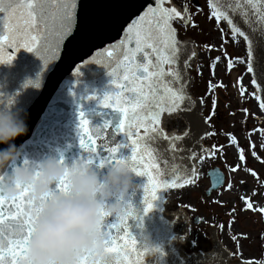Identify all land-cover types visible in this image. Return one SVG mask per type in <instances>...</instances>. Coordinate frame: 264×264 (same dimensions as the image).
Returning a JSON list of instances; mask_svg holds the SVG:
<instances>
[{
	"label": "snow or ice",
	"instance_id": "obj_1",
	"mask_svg": "<svg viewBox=\"0 0 264 264\" xmlns=\"http://www.w3.org/2000/svg\"><path fill=\"white\" fill-rule=\"evenodd\" d=\"M85 5L86 10L80 14L77 12V0H0V64H10L15 58V53L24 49L33 52L46 65L49 59L55 57L59 45L76 39L77 33H103L112 29L117 31L123 29L124 37L119 45L113 46L112 51L104 49L108 56L118 52L117 66L123 71L116 75L113 82H119L121 76L124 81L119 90L111 89L103 95L102 100H99L105 110L103 116H108L110 119H105L102 126H94L90 134V122L85 113L78 110L77 116V135L82 150L79 160L97 171H102L106 166L125 163L137 177H147L146 183L142 186L143 210L142 213L137 211L134 217V227L140 229L136 236L128 231L130 225L117 229L116 234H113L110 230L117 228V225L109 223L105 214L102 227L105 250L119 257L122 249L136 250L133 246L143 232V214L153 209L154 202L158 198L160 201L163 200L160 193L166 189L194 185L197 178L193 166L183 167L175 163L172 165L171 176L167 173L161 176L158 151L151 145L152 141L163 137L164 140L170 141L164 151L170 152L173 160L177 159L174 142L180 137L169 138L164 135L159 128L161 112L172 113L179 110L192 114L191 120L196 124L200 122L201 113L193 111L195 102L186 93V88L191 82L187 70L196 52L179 38L180 29L196 25L188 14L187 7L180 10L172 0H155L154 4H149L147 8H144L140 0H124L119 12H96L91 10L89 3ZM208 6L209 19L214 18L217 24L221 20L225 21L233 39L235 40L237 36L242 37L246 47V61L242 58L229 57L225 53L223 57L217 56L209 63L210 74L215 76L216 65L222 60L226 61V70L231 71L233 59H240L242 63H246V72L252 74V85L259 88L256 77L264 76V0H208ZM141 8H144L141 14L128 23V20ZM237 15L249 31L243 30L237 24L234 19ZM125 24L127 27H124ZM174 25H179V28ZM221 34L223 35L222 30ZM5 48L8 49L6 55ZM141 53L142 55L138 56ZM181 55L184 56L183 72L177 67ZM164 65L168 66L167 70ZM79 74L78 68L74 75L79 76ZM198 74H200L199 69ZM241 80L242 77H238L235 84L239 85L237 91L243 102L246 90L240 83ZM35 86H38V81ZM227 87L228 85L223 81L208 82L209 93L217 88L226 90ZM216 103L217 101L212 99L213 114ZM200 104H203V99L200 100ZM260 108L264 110V102L260 103ZM107 109H111V112L106 111ZM241 111L246 115L248 113L247 109ZM125 117L128 121L127 130H125ZM109 127L108 140H105L101 134ZM133 128L136 129L135 132L132 131ZM141 128H143V136L139 133ZM117 133L123 135L119 141L116 140ZM204 135L209 133L205 132ZM185 136L190 138L191 133L186 132ZM228 139L230 144H236L235 137L231 134H228ZM184 151H187L188 155L179 156L180 160L204 159L203 155L198 156L195 151ZM238 152L239 162L231 168L232 172H236L240 165L246 162L244 150L238 148ZM252 155L255 156V153L253 152ZM58 163L65 164L62 156ZM21 166L31 168L37 176L39 175L38 164L24 160ZM182 167L183 171H181ZM252 174L256 175L255 172ZM7 175V171L0 172V181ZM221 181L222 178L217 176L213 188L220 185ZM231 187L229 182L227 188ZM29 191L28 188L20 189V195L7 208L4 205L8 200L0 198V240L6 241L3 247H0V264H29L28 246L35 230V221L41 215L44 204L52 196L70 194L67 177L54 185L48 197L42 198L39 202L29 198ZM130 199L131 197L127 203L131 209L133 206ZM241 199L244 200L246 207L251 208L246 198ZM171 224V221L165 220L158 229H154L155 252L158 257L156 264H165L164 245L173 240L183 239L171 234ZM121 232L124 233L123 236L120 235ZM121 240L122 244L119 243ZM195 243L196 241L193 240L194 245ZM195 255L198 258L197 264H200L205 254L201 252ZM214 255L218 257L219 252H214ZM78 264H93L92 257L82 256ZM117 264L120 262L117 261ZM177 264H185V262L180 260Z\"/></svg>",
	"mask_w": 264,
	"mask_h": 264
},
{
	"label": "water",
	"instance_id": "obj_2",
	"mask_svg": "<svg viewBox=\"0 0 264 264\" xmlns=\"http://www.w3.org/2000/svg\"><path fill=\"white\" fill-rule=\"evenodd\" d=\"M123 2L124 0H77V12L82 14L86 10L85 3L91 5L92 11L119 12L121 11L120 6ZM140 2L144 4V8H147L149 4H154L155 0H140ZM144 8L137 10L128 20V23H131V19L140 15ZM187 11L190 15L188 8ZM234 19L243 30L249 31L241 22L238 15ZM174 26L179 28V25ZM124 27H127V24ZM123 37V29L119 31L112 29L103 33H77L76 39L59 45L55 57L49 59L46 65L33 52L24 49H20L15 53V58L10 64H0V110L7 109L11 112H18L23 117L27 126L25 134L16 137L12 142L21 153L20 159L15 162L16 167L21 166L24 160L39 165L49 158L59 160L61 156L64 159L65 165L70 167L74 160L80 158L82 150L80 149L77 135L78 110L84 112L85 116L89 119L90 134L93 132L94 126H102L105 119H110L108 116H103V111L105 110L103 104L99 103V100H102L103 95L110 92L111 89L119 90L124 81L121 76L119 82H113L116 75L123 71L122 68L117 66L118 61L116 57L118 52H113L112 56H108V53L104 49L112 51L113 46L119 45ZM186 44H189L192 50V41ZM7 51L8 49L5 48V55ZM49 55L51 54L49 53ZM141 55L142 53L138 54V56ZM152 59L154 61L155 57L153 56ZM183 59L184 56L181 55L180 64L177 65L182 72ZM164 67L167 70L168 66L164 65ZM78 68L80 74L76 76L74 74ZM190 73L191 66L187 70L189 77H191ZM256 79L259 85L260 101L264 102V76L257 75ZM37 81L38 86H35ZM186 93L191 97V82L186 88ZM207 97L208 95L201 97L203 99L202 105L197 103V98L193 100L195 102L194 112L202 113ZM106 111L111 112V109H107ZM162 113L160 114V119ZM191 115L185 112L184 114H179V116H187L191 137L189 138L185 135H174L172 137H180L179 140L184 141V150L195 151L197 153V148H192V144H199L200 136L204 135L205 132L210 133V128L208 120L202 118L203 116L199 118V124H196L194 120H191ZM204 120H207V123ZM127 127L128 121L127 117H125V130H127ZM108 131H110V127L101 134L105 140H108ZM132 131L135 132L136 129L133 128ZM122 138V134H116L117 141ZM169 142L164 140L163 137L151 142L152 147L158 151L161 176L165 173L171 176L173 171L172 165L174 163L183 167H189L192 166L191 162L193 160L195 165V159H179V156L186 157L188 155V152L184 150L175 149L178 156L177 159L173 160L170 152L164 151ZM99 143L98 139V147ZM6 147L7 145L0 144V149ZM12 166H8L4 171L10 173ZM183 167L181 171H183ZM217 176H220L222 181L220 185L213 188ZM208 177L210 188L207 191V195L221 189L226 182L225 174L217 167L208 172ZM146 181L147 177L136 178V183L140 184L141 188L132 194L130 199L135 213L133 216L126 217L124 220L112 217L107 218L109 223L117 225V228L110 230L113 234H116L117 229H123L126 225H130L128 231L132 232L134 236L140 232V229L134 227V217L137 211L142 213L144 206L142 204V199L144 198L142 186ZM167 190H163L160 193L163 196V200L160 201V198H158L154 202L153 209L149 213L143 214L142 230L151 233L155 242L156 232L154 229H158L164 223L161 211L164 207ZM14 200H8L4 207L7 208ZM170 221L172 222L170 230L172 226H176L183 233V236L188 233V227L183 214L171 217ZM194 222L197 224L198 219L195 218ZM120 235L123 236L124 233L121 232ZM5 242L0 240V247H3ZM119 243L122 244L123 241L121 240ZM133 247L136 249L135 251L122 249L119 257L114 253H110V255L116 257L114 264H117V261L120 264H156L158 259L157 253L155 251H145L141 247L139 239ZM164 251L165 256L163 259L165 264H177L180 261L172 251L170 243L164 245ZM193 257L195 258L192 259L191 264H197L198 258L194 255ZM185 264H189V262H185ZM200 264H227V252L222 244L220 245L218 257L215 255L204 256L200 260Z\"/></svg>",
	"mask_w": 264,
	"mask_h": 264
},
{
	"label": "rangeland",
	"instance_id": "obj_3",
	"mask_svg": "<svg viewBox=\"0 0 264 264\" xmlns=\"http://www.w3.org/2000/svg\"><path fill=\"white\" fill-rule=\"evenodd\" d=\"M173 1L181 10L188 8L196 25L180 29L179 38L192 41L199 51L197 63L191 67V92L199 103L201 97L208 95L201 115L208 120L210 133L205 136L204 159L197 162L201 170L199 181L191 187L169 189V210L171 213L183 210L190 217V240L184 245L188 254L212 253L222 244L230 252V264H264V113L251 83L252 74L246 72V63L233 59V68L227 71L226 61L222 60L216 65L214 77L209 70V63L225 53L246 61L245 43L238 36L234 40L222 20L217 24L214 18L209 19L208 0ZM238 77H242L240 83L246 90L243 102L237 91L239 85L235 84ZM210 80L223 81L228 87L209 93ZM212 99L217 101L214 114ZM241 109H247V115ZM185 127L181 119L167 125L168 130L182 131ZM228 134L235 137L236 144L229 143ZM238 148L244 150L246 162L232 172L231 168L239 162ZM215 167L225 174L226 182L221 189L207 195L208 172ZM242 197L251 208L245 206Z\"/></svg>",
	"mask_w": 264,
	"mask_h": 264
},
{
	"label": "clouds",
	"instance_id": "obj_4",
	"mask_svg": "<svg viewBox=\"0 0 264 264\" xmlns=\"http://www.w3.org/2000/svg\"><path fill=\"white\" fill-rule=\"evenodd\" d=\"M26 130L18 112L0 110V144L7 145L0 149V172L20 159L21 153L12 142ZM65 177L70 194L52 196L44 204L29 242V264H78L85 255L92 257L93 264H114L116 257L106 252L102 234L105 214L112 218L134 215L127 202L141 188L127 164H113L97 171L79 159L69 167L49 158L39 164L38 176L31 168L12 167L0 181V198L16 199L20 189L28 188L29 198L39 202ZM139 243L145 251L156 249L147 231L142 232Z\"/></svg>",
	"mask_w": 264,
	"mask_h": 264
},
{
	"label": "bare ground",
	"instance_id": "obj_5",
	"mask_svg": "<svg viewBox=\"0 0 264 264\" xmlns=\"http://www.w3.org/2000/svg\"><path fill=\"white\" fill-rule=\"evenodd\" d=\"M172 3L175 5V3H174L173 0H172ZM178 9H180V8H178ZM223 22L228 27L227 23L225 21H223ZM240 38L243 40L242 37H240ZM184 42L187 43L186 41H184ZM192 50L196 52V56L193 58V60L191 62V67L194 64L197 63V60H198V57H199V51H198V49H197V47H196L195 44H192ZM192 81L193 80H192V77H191V85H192ZM255 92H256L257 96L259 97V99H260L259 91H258V88L257 87H255ZM195 99H196L195 96L191 92V100L193 101ZM197 103H198V101H197ZM259 103H261V101ZM181 107H183V106L181 105ZM262 111L264 113V110H262ZM179 114H184V112L177 110L175 112L168 113L167 111H164L162 113V115H161V120H160L159 128L162 130V132H164V135H166L169 138H172V136H174V135H185L186 132H190L187 116H179ZM200 117H202V115ZM175 119H181L186 124V127L182 131H180V130H168L167 129L168 123L170 121H175ZM174 143H175V149H177V150H184V141L176 140ZM192 148H197V155L198 156L199 155H204V153L207 152L205 135L200 136V142H199V144H192ZM202 149H203V151H201ZM197 162H198V159H195L194 168H195V171L197 173V178H196V181H195V184L194 185H196V183L199 181L200 175H201V170L198 168L199 166H198ZM194 185H186L184 187H191V186H194ZM184 187H182V188H184ZM182 188H176V189H182ZM170 199H171L170 198V193L167 192L166 193V197H165L163 211H162V216L165 219H168L169 217H171V212L169 210ZM183 213H184V219H185V221H188V215L186 214L185 211H183V210L179 211L178 212V215L183 214ZM190 227H191V224H190ZM180 237H183V239H179L178 240L179 241V245L176 246V241L173 240L172 243H171V246L174 247L175 254H177V256L180 259H182L184 262H189V264H191L192 263V259L195 258V257H193L190 254L187 255L185 253L186 252L185 251L186 248L184 247L185 243H188V240H190L189 234L188 235L186 234V235L183 236V233H181L180 234ZM175 248H179V251H177ZM219 249H220V245H218L216 247V249L212 253L205 254L204 256L214 255V252H216V251L219 252ZM225 251L227 252V264H230V261H229L230 252L227 249H225Z\"/></svg>",
	"mask_w": 264,
	"mask_h": 264
}]
</instances>
